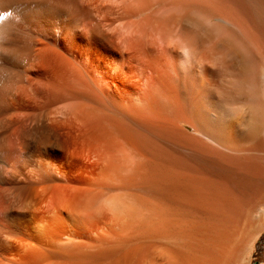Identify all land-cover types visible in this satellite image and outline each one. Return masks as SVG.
<instances>
[{"label":"bare ground","instance_id":"obj_1","mask_svg":"<svg viewBox=\"0 0 264 264\" xmlns=\"http://www.w3.org/2000/svg\"><path fill=\"white\" fill-rule=\"evenodd\" d=\"M263 232L264 0H0V264H252Z\"/></svg>","mask_w":264,"mask_h":264},{"label":"rangeland","instance_id":"obj_2","mask_svg":"<svg viewBox=\"0 0 264 264\" xmlns=\"http://www.w3.org/2000/svg\"><path fill=\"white\" fill-rule=\"evenodd\" d=\"M251 257L252 264H264V232L258 237Z\"/></svg>","mask_w":264,"mask_h":264},{"label":"clouds","instance_id":"obj_3","mask_svg":"<svg viewBox=\"0 0 264 264\" xmlns=\"http://www.w3.org/2000/svg\"><path fill=\"white\" fill-rule=\"evenodd\" d=\"M227 107V110L230 111L234 117V120L236 122L239 121V118L244 114L243 113V110L238 107V106H234V105H229V106H226Z\"/></svg>","mask_w":264,"mask_h":264}]
</instances>
